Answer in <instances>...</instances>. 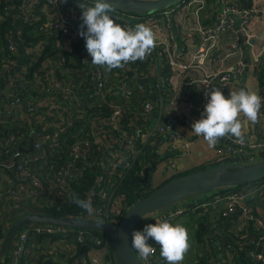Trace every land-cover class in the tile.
I'll list each match as a JSON object with an SVG mask.
<instances>
[{
    "label": "built area",
    "instance_id": "built-area-1",
    "mask_svg": "<svg viewBox=\"0 0 264 264\" xmlns=\"http://www.w3.org/2000/svg\"><path fill=\"white\" fill-rule=\"evenodd\" d=\"M187 1L148 16L112 9L108 15L124 28L140 23L151 27L156 46L144 60L111 71L91 63L78 34L80 5L91 7L94 2L78 0L67 2V6L65 0H25L19 4L32 11L50 7L54 18L49 21L47 35L61 54L53 57L35 53L36 62L43 61L44 66L30 74L27 66L17 67L21 55L14 29L9 25L5 30L6 57L0 59V224L7 212L24 209L45 214L41 209H60L72 198L73 186L84 178L86 170L94 177L88 192L93 212L79 218L118 223L128 209V201L115 192L132 164L143 160L146 147L162 142L170 153L189 149L192 125L176 103L189 102L196 95L195 111L201 118L206 94L212 88L224 91L228 83L243 74V63L228 67L213 56L214 50L227 34L235 36L231 54L237 50L239 35L251 45L252 27L260 11L250 0ZM186 4L193 15L205 16V21L183 26L189 18ZM9 8H4L7 17ZM180 12L183 21L177 18ZM190 43L194 51L189 49ZM251 69L264 72V33L261 57L253 61ZM172 77L174 82L180 81V93L171 90ZM9 94L15 99H9ZM19 126L23 134L16 139L13 133ZM225 138L227 143L218 142L215 148L223 163H242L255 154L252 150L259 156L264 154V140L241 144L235 137ZM29 145L30 153L21 151ZM167 165L169 178L177 168L174 154ZM39 202L43 203L40 207L35 205ZM209 204L213 208L221 205L218 220L226 223L232 236L230 240L223 233L214 236L210 225L212 242L202 253L212 258L209 264H264V179L222 189L213 194ZM207 205L193 203L155 213L145 217L136 230L156 222L171 223L184 212ZM9 225L3 223L0 244ZM247 225L255 229V237L244 229ZM88 233L27 225L16 235L5 264H76L81 247L88 245ZM148 243L155 251L147 260L134 251L135 255L142 264H158L159 245L152 239ZM93 245L96 248L87 261L99 264L100 257L106 255L112 264L108 237L95 239Z\"/></svg>",
    "mask_w": 264,
    "mask_h": 264
},
{
    "label": "crops",
    "instance_id": "crops-1",
    "mask_svg": "<svg viewBox=\"0 0 264 264\" xmlns=\"http://www.w3.org/2000/svg\"><path fill=\"white\" fill-rule=\"evenodd\" d=\"M65 1V5L68 6L69 4H73V2H76L78 0ZM189 1H191V3L193 2V0H188L187 4ZM250 2L255 6L256 9L260 11L258 16H256L254 25L252 27V33L254 35L253 43H251V45L246 43V38L243 35H239L237 50L231 54V45L234 41L235 36L233 34H227L220 38L217 43V48L214 50L213 56L215 58L222 59L223 64H226L228 67L236 65L237 62H241L245 65V71L243 72V74L228 83L227 88L222 91L226 98L229 97L231 91H239L241 88H245L248 91H258V94L261 97H264V83H261L259 81V76L264 72L259 74L255 73V71L251 69V64L253 63V61L258 57H261V48L263 46L264 33V0H250ZM186 5H184L186 7L185 11H188L189 18L185 22H183V26L188 27L194 25L195 23H199L200 21H205V16L193 15L189 5ZM5 7H10L9 17H7L4 12ZM28 11H30V13H28ZM53 18V11L50 9V7L47 6H43L38 10L32 11L30 7H27L26 9L19 7L18 0L0 1V22L3 23L9 21L15 32V40L21 55V58L17 63V67L19 69L27 66L29 68L30 74H33L38 69L42 68L44 66V62H36L35 53L38 54L39 52H41L46 56L53 55V57L61 54L58 53V50L53 47L51 39L47 35L48 26L50 24L49 21ZM177 18L179 21H183V13L180 12L177 15ZM193 38L195 39V37ZM82 42L85 43V40L83 38ZM189 49L191 51H194L195 46L190 43ZM67 54L71 55L70 49H67ZM227 54H231V56L226 57ZM4 57H6L5 43L3 45L0 44V59H3ZM72 62V60L69 61V63ZM196 73L202 74L200 72ZM180 84V81L174 82L172 77L171 90H175L177 93H180ZM190 99L191 101L189 102L176 103L175 107H177L185 114L186 118L192 125L193 122L200 119V116L195 111V107L197 104L196 102L198 99L197 96L192 95ZM34 100L35 98L31 99L30 101ZM240 119L243 123L242 131L244 135V141L247 144L258 143L264 140V100H262L259 121L257 123L253 124L247 121L243 116H241ZM180 131L184 132L185 130L181 128ZM188 133L190 135V147L185 153L179 151L170 153L165 149V145L162 142L156 143L154 144V146L146 147H150L152 151H154L153 153L158 156V162L156 163V166L154 168H151L153 174L155 176H159L156 178L157 181L166 180L167 175L171 173V170L168 169L169 165H167L168 158L171 154H174L176 156L177 168L175 172H178L179 174L200 169H208L221 163L220 160L216 159V146L209 147L203 136H195V134L192 132V129ZM218 142L221 144L227 143L226 138H221ZM251 152L255 154L242 161V163H254L264 159V154L259 156L256 154V152H254V150H252ZM212 196L213 194L210 196L202 195L194 197L177 203L176 205L171 206L162 212H159L161 214L168 212L174 207H180L181 203H189L187 204L189 206L193 203L202 204V202H207L208 204V207L206 206L207 208L205 209L189 210L171 222V224L173 225L177 223L183 225L188 230L190 236L191 248L186 254L185 259L182 261V264H209L210 260H212V258H209L208 253L207 257L209 259L206 258L205 253L204 255L202 254L204 249H206L207 247V243L212 242V239L210 240V232L207 235L206 233L205 235L203 234L204 236H202L201 240L199 241L200 238L196 236V231L199 224L205 225L207 222H209V225H206V227L208 228V230H210V225L213 226L214 236H223L221 233L225 235V233L228 232L226 223L222 224L218 220L221 205L213 208L215 206L209 204V200L212 198ZM244 229H247L249 231L251 237H255L257 234L255 229L251 225L245 226ZM87 237L89 238V240L93 241L97 239H93V236L92 234L90 235V233H88ZM94 248H96L95 245L85 246L83 256L76 264H90L87 261V256H89L93 252ZM213 256L216 255L214 254ZM99 264H109L106 255L100 257ZM158 264H167V262L162 257H160Z\"/></svg>",
    "mask_w": 264,
    "mask_h": 264
},
{
    "label": "clouds",
    "instance_id": "clouds-1",
    "mask_svg": "<svg viewBox=\"0 0 264 264\" xmlns=\"http://www.w3.org/2000/svg\"><path fill=\"white\" fill-rule=\"evenodd\" d=\"M82 23L78 34L85 40V48L95 66H104L111 71L123 68L129 62L144 60L156 46L153 29L140 23L134 28H124L117 24L108 13L111 4L106 0H94V6L80 5ZM86 27V31L84 30ZM262 100L258 91L241 88L231 91L228 98L219 88H212L206 94V104L201 118L192 124L195 136H203L209 147H215L221 138L235 137L237 143H244L243 116L255 124L259 121ZM72 203L91 214V200H82L75 193ZM133 251L147 260L155 251L149 245L152 239L159 245V254L167 264H182L191 248L188 230L181 224L175 225L163 221L147 224L142 231L134 230L131 234Z\"/></svg>",
    "mask_w": 264,
    "mask_h": 264
},
{
    "label": "water",
    "instance_id": "water-1",
    "mask_svg": "<svg viewBox=\"0 0 264 264\" xmlns=\"http://www.w3.org/2000/svg\"><path fill=\"white\" fill-rule=\"evenodd\" d=\"M94 2V0H89ZM182 0H106L113 10L121 13L148 16L176 6ZM25 153L32 151L21 150ZM152 169L144 172V178ZM147 179V178H146ZM145 180L141 183H145ZM264 179V159L254 163H220L208 169L181 175L157 187L126 209L118 223L94 221L79 217H62L43 213H25L18 216L7 228L0 244V264H5L10 247L18 232L27 225H51L108 237L114 264H142L131 245V234L147 216L164 211L182 201L208 196L227 188L238 187ZM90 195L88 194V199ZM91 200V199H90ZM85 246L79 251V259Z\"/></svg>",
    "mask_w": 264,
    "mask_h": 264
},
{
    "label": "trees",
    "instance_id": "trees-1",
    "mask_svg": "<svg viewBox=\"0 0 264 264\" xmlns=\"http://www.w3.org/2000/svg\"><path fill=\"white\" fill-rule=\"evenodd\" d=\"M9 25H11L9 21L3 22V23L0 22V44L1 45L4 44L5 30L9 27ZM259 77H260L259 81L261 83H264V73H262ZM22 134H23V130L20 128V126L17 128L15 127L13 136L16 139H19L22 136ZM153 152L154 151H152L150 147L146 148L144 152L143 160L140 162L135 161L132 164V166L129 168V170L127 171L125 177L122 179V181L118 185V188L115 194L124 195L128 201V207L131 206L136 201H138L139 199L149 195L151 192L154 191L153 190V191H150L149 193H144V190L148 187V183L146 182L141 183L145 170L148 168H154L156 166V163L158 162V156L155 155ZM188 173H191V172H186L181 175H185ZM93 182H94L93 175L90 173L89 170H86L84 178L81 181H79L78 184H75L73 186L74 193L77 195L78 198L82 200H89L88 192L92 189ZM208 195L209 194L203 195V196H208ZM91 203L92 205L94 204L93 202ZM42 212H44L45 214L54 215V216L76 217V218L81 217L87 213L86 211L82 210L81 208L77 207L74 203H72V198L69 201L65 202L59 210L54 209V210H47V211H42ZM25 213H27V211H24V209L5 213V215L3 216L2 223L0 224V232H3V229H4L3 223L11 224L18 216L25 214ZM206 225H209V222H207L205 225L203 224L198 225L196 236L200 238L199 241L201 240V237L205 235V233L206 235L209 233ZM91 234L94 239L95 238H105V235L101 233L90 232V235ZM225 236L228 240L232 238V236L228 232L225 233ZM87 240L86 241L88 245L92 246L94 241L89 240L88 237H87ZM111 259H112V256H111ZM111 263L114 264L113 259ZM46 264H52V263L47 262Z\"/></svg>",
    "mask_w": 264,
    "mask_h": 264
},
{
    "label": "rangeland",
    "instance_id": "rangeland-1",
    "mask_svg": "<svg viewBox=\"0 0 264 264\" xmlns=\"http://www.w3.org/2000/svg\"><path fill=\"white\" fill-rule=\"evenodd\" d=\"M23 1H25V0H18V2H19V4H21ZM10 96H9V99H15V96L13 95V94H9ZM216 159L217 160H220L221 161V163H223L222 162V158L221 157H219V156H216ZM201 170V169H200ZM181 174H184V173H178V172H175L171 177H169V178H167L166 177V180H164V181H161V180H159V181H157L156 180V178L157 177H159V176H155L154 174H153V172L152 171H150V172H148L147 173V175H146V178H144V176H143V178H142V181L143 180H145L146 179V183H148V187L144 190V193H149L150 191H153V190H155L157 187H159V186H161L162 184H164L165 182H167V181H169V180H171L172 178H174V177H177V176H179V175H181ZM143 193V194H144ZM187 204H189V203H181L180 204V207H182L183 205H186L187 207H190L189 205H187ZM201 203H199V205H200ZM36 206H38V207H40V206H42L43 205V203L42 202H39V203H36L35 204ZM174 208H179V207H174ZM173 209V208H172ZM48 210H54V209H48ZM55 210H59V209H55ZM41 211H47V210H45V209H41ZM185 213V212H184ZM92 239V238H91ZM94 239V238H93ZM99 239V238H98ZM88 241V240H87ZM246 243H247V241H246Z\"/></svg>",
    "mask_w": 264,
    "mask_h": 264
}]
</instances>
